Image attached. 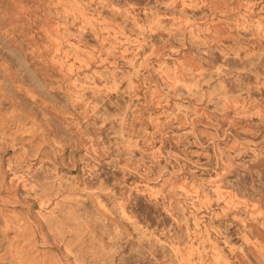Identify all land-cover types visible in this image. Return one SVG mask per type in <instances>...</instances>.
Masks as SVG:
<instances>
[{
    "label": "rangeland",
    "instance_id": "374dc122",
    "mask_svg": "<svg viewBox=\"0 0 264 264\" xmlns=\"http://www.w3.org/2000/svg\"><path fill=\"white\" fill-rule=\"evenodd\" d=\"M38 261L264 264V0H0V264Z\"/></svg>",
    "mask_w": 264,
    "mask_h": 264
},
{
    "label": "bare ground",
    "instance_id": "6f19581e",
    "mask_svg": "<svg viewBox=\"0 0 264 264\" xmlns=\"http://www.w3.org/2000/svg\"><path fill=\"white\" fill-rule=\"evenodd\" d=\"M5 201V200H4ZM44 203V202H43ZM16 204V203H15ZM4 210V209H3ZM5 211V210H4ZM11 215H13V214H11ZM15 215H18V214H15ZM4 216V215H3ZM18 219V218H17ZM11 221V220H10ZM23 222V221H22ZM9 224V223H8ZM11 224V223H10ZM14 224V223H13ZM22 224V223H21ZM12 225V224H11ZM62 230H64L65 231V229H62ZM25 231V230H24ZM8 232V231H7ZM32 232V231H31ZM13 233V232H12ZM25 234V233H24ZM67 235V234H66ZM22 236V235H21ZM23 237V236H22ZM18 239H21V238H18ZM28 242V241H27ZM15 243V242H14ZM13 243V244H14ZM30 243V242H29ZM27 244V243H26ZM31 244V243H30ZM17 245V244H16ZM15 245V246H16ZM34 245V244H33ZM33 245L31 244V246L33 247ZM20 247H21V244H20ZM27 247V246H26ZM29 247V246H28ZM35 247V246H34ZM23 248V247H22ZM18 249H19V247H18ZM32 249V248H31ZM17 251V250H16ZM29 251V250H28ZM16 254V253H15ZM22 254H23V252H22ZM75 254H76V252H75ZM18 255H19V253H18ZM29 256H31V254L29 255ZM33 256H35V255H33ZM6 257V256H5ZM28 257V256H27ZM34 258V257H33ZM22 259V258H21ZM30 259V258H29ZM30 260H32V259H30ZM12 261V260H11ZM27 261V260H26ZM35 261V260H34ZM36 262V261H35ZM34 262V263H35ZM9 263V262H8ZM27 263H29V262H27ZM33 262H31V264H32ZM38 263H40V261H38L36 264H38ZM24 264V263H23ZM25 264H26V262H25Z\"/></svg>",
    "mask_w": 264,
    "mask_h": 264
}]
</instances>
